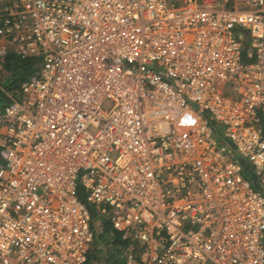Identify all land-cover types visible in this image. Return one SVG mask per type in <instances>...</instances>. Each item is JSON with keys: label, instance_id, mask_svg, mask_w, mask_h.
Returning <instances> with one entry per match:
<instances>
[{"label": "built area", "instance_id": "obj_1", "mask_svg": "<svg viewBox=\"0 0 264 264\" xmlns=\"http://www.w3.org/2000/svg\"><path fill=\"white\" fill-rule=\"evenodd\" d=\"M10 54L0 264H88L87 203L126 264H264V0H0Z\"/></svg>", "mask_w": 264, "mask_h": 264}, {"label": "trees", "instance_id": "obj_2", "mask_svg": "<svg viewBox=\"0 0 264 264\" xmlns=\"http://www.w3.org/2000/svg\"><path fill=\"white\" fill-rule=\"evenodd\" d=\"M244 60L249 61V58L245 56ZM38 63V56L19 57L15 54L9 55L7 74L1 78L6 92L0 88V105L10 100L7 91L9 92L12 88H19L21 81L36 71ZM214 127L215 135L221 138L220 129L216 125ZM242 165L244 176L256 188L262 189L253 174L251 165L246 160H242ZM77 193L82 200H85V193L81 186L77 187ZM87 205L91 211V225L94 231V240L88 256V264H126L125 255L122 252L129 245V242L122 238L119 229L97 212L93 204L87 203Z\"/></svg>", "mask_w": 264, "mask_h": 264}, {"label": "rangeland", "instance_id": "obj_3", "mask_svg": "<svg viewBox=\"0 0 264 264\" xmlns=\"http://www.w3.org/2000/svg\"><path fill=\"white\" fill-rule=\"evenodd\" d=\"M177 1H179V0H177ZM241 1L242 0H228V2L231 3V4L240 3ZM246 35H248V33ZM248 36H246V38H245V43H248L249 42V37ZM17 89L18 88H16V89L15 88H12V90H10V93L11 94H14L17 91Z\"/></svg>", "mask_w": 264, "mask_h": 264}]
</instances>
